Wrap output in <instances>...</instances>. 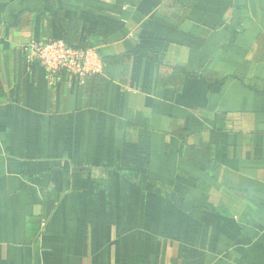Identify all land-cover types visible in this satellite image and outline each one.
<instances>
[{"label":"crops","instance_id":"crops-1","mask_svg":"<svg viewBox=\"0 0 264 264\" xmlns=\"http://www.w3.org/2000/svg\"><path fill=\"white\" fill-rule=\"evenodd\" d=\"M0 264H264V0H0Z\"/></svg>","mask_w":264,"mask_h":264},{"label":"built area","instance_id":"built-area-1","mask_svg":"<svg viewBox=\"0 0 264 264\" xmlns=\"http://www.w3.org/2000/svg\"><path fill=\"white\" fill-rule=\"evenodd\" d=\"M19 52L27 61L43 67L50 86L63 79L70 82L100 73L103 64L96 47H77L57 38L30 40L20 45Z\"/></svg>","mask_w":264,"mask_h":264},{"label":"trees","instance_id":"trees-1","mask_svg":"<svg viewBox=\"0 0 264 264\" xmlns=\"http://www.w3.org/2000/svg\"><path fill=\"white\" fill-rule=\"evenodd\" d=\"M190 6H191V4H189L188 5V8H190ZM68 44H70V45H73V46H77V47H95V45H96V37H94V42H92V41H88V40H85V39H82V41H80V43H71L70 41H67L66 39H64ZM131 54H135V52H131ZM99 56H100V58H101V60H102V57L103 56H101L100 54H99ZM95 74H98V73H91V74H89V75H95ZM89 75H87V76H89ZM142 125H147L146 124V122H142L141 123Z\"/></svg>","mask_w":264,"mask_h":264}]
</instances>
